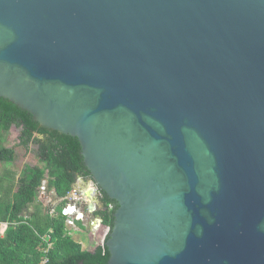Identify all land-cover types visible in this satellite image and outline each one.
<instances>
[{"label":"water","instance_id":"obj_1","mask_svg":"<svg viewBox=\"0 0 264 264\" xmlns=\"http://www.w3.org/2000/svg\"><path fill=\"white\" fill-rule=\"evenodd\" d=\"M0 98L77 140L106 264H264V0H0Z\"/></svg>","mask_w":264,"mask_h":264},{"label":"trees","instance_id":"obj_2","mask_svg":"<svg viewBox=\"0 0 264 264\" xmlns=\"http://www.w3.org/2000/svg\"><path fill=\"white\" fill-rule=\"evenodd\" d=\"M11 127L18 129L17 147L28 151L34 146L32 151L40 167L25 165L19 172L14 168V149L3 145ZM78 175L90 179L75 138L38 126L27 112L0 98V224H7L0 237V264H38L46 246L42 237L50 243L45 264H106L105 246L83 249L68 234L70 228L65 226L64 217L48 216L38 195L44 181L47 190L63 197ZM98 191L100 207L94 215L109 232L116 203ZM75 223L80 232L84 230Z\"/></svg>","mask_w":264,"mask_h":264},{"label":"built area","instance_id":"obj_3","mask_svg":"<svg viewBox=\"0 0 264 264\" xmlns=\"http://www.w3.org/2000/svg\"><path fill=\"white\" fill-rule=\"evenodd\" d=\"M39 198L43 201L42 206H44L48 216L53 217L59 214L64 217V224L66 227L70 228V231H77L78 228L75 222H79L80 225L87 226V222L93 226H100L101 220L98 217L93 216L96 211V206L93 205L89 209L88 207V197L82 192L77 186L72 185L70 189L66 192L63 197H56L51 190H47L45 182L42 181L38 188ZM57 208L59 210L57 211ZM86 219V221H85ZM4 225H7L3 223ZM6 229V228H5ZM72 229V230H71ZM96 230V229H95ZM4 227L0 228V237L3 236ZM68 231V234L71 235L72 232ZM93 231V230H92ZM108 232V227L104 226V233L102 238L99 241L100 247H103V242L105 235ZM46 243L45 248L42 249V255L38 264H45L47 261L46 252L50 248V243H48L47 237H42Z\"/></svg>","mask_w":264,"mask_h":264},{"label":"rangeland","instance_id":"obj_4","mask_svg":"<svg viewBox=\"0 0 264 264\" xmlns=\"http://www.w3.org/2000/svg\"><path fill=\"white\" fill-rule=\"evenodd\" d=\"M17 135L18 129L11 127L8 133L5 135V140L3 142L4 146L11 147L14 149L16 156L15 160L12 163L14 168L16 167L15 169L17 170V172H19L25 165L40 167V164L36 161V156L32 151L34 149V146H30L28 151H23L21 147L16 146ZM97 231H91V234H78L75 230L73 231V233H71L70 236L75 242H78L82 248H85L87 251H92L93 247L97 244V242H99V238H101L102 236L100 235L101 231H99V229Z\"/></svg>","mask_w":264,"mask_h":264},{"label":"crops","instance_id":"obj_5","mask_svg":"<svg viewBox=\"0 0 264 264\" xmlns=\"http://www.w3.org/2000/svg\"><path fill=\"white\" fill-rule=\"evenodd\" d=\"M79 183L80 182H77L76 179H75V181H74V183L72 185L75 184V186H77V188H79L82 192H84L87 195L89 209L91 207H93V205H94V206H96V210H97L100 207V202H99L100 194H98L99 192H95V189H93L90 184L88 186H85V184H81V183L79 184ZM89 194H90V196H89ZM93 216H95V215L93 214ZM95 217H97V216H95ZM85 221H86V219H85ZM85 225H87V226L83 225V229H84L83 231L80 232L79 230H77L76 233H78V234H91L92 230H93L92 232H96L98 229H99V231H101L100 235H102L104 233V226L102 224H100V226H98V225L94 226V224H93V226H92V225H90L87 222V224H85ZM3 227H4V230H5L7 225L0 224V228L2 229ZM101 238H102V236H101ZM101 238H99V241H100ZM103 246H104V244H103ZM97 247H100L99 242H97V244L93 247V250L96 249ZM83 249H85V248H83ZM89 251H91V250H89Z\"/></svg>","mask_w":264,"mask_h":264},{"label":"flooded vegetation","instance_id":"obj_6","mask_svg":"<svg viewBox=\"0 0 264 264\" xmlns=\"http://www.w3.org/2000/svg\"><path fill=\"white\" fill-rule=\"evenodd\" d=\"M39 126V125H38ZM41 127V126H40ZM42 128H44V127H42ZM46 129V128H45ZM48 130V129H47ZM51 131V130H50ZM55 132V131H54ZM84 170L85 171H87L86 170V168L84 167ZM88 173V172H87ZM89 177H90V175H89ZM76 181H80V183L81 184H85V186H88L89 184L92 186V188L93 189H95V192H99L98 191V188L95 186V184L93 183V181L91 180V177H90V179L88 178V177H86V176H84V177H82V176H76ZM100 190V189H99ZM98 194H100V193H98ZM100 198V197H99ZM100 202V201H99ZM108 207L110 208V205H108ZM107 234H108V232H107ZM107 234L105 235V238H106V236H107ZM105 240V239H104ZM104 243V242H103Z\"/></svg>","mask_w":264,"mask_h":264},{"label":"bare ground","instance_id":"obj_7","mask_svg":"<svg viewBox=\"0 0 264 264\" xmlns=\"http://www.w3.org/2000/svg\"><path fill=\"white\" fill-rule=\"evenodd\" d=\"M90 193V192H89ZM91 194V193H90ZM90 194H89V196H90ZM90 201V200H89ZM91 205V204H90Z\"/></svg>","mask_w":264,"mask_h":264}]
</instances>
